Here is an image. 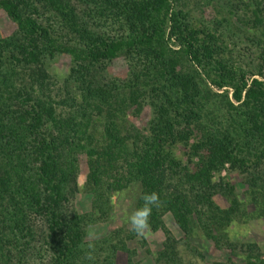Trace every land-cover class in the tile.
Wrapping results in <instances>:
<instances>
[{"label": "trees", "instance_id": "16d2710c", "mask_svg": "<svg viewBox=\"0 0 264 264\" xmlns=\"http://www.w3.org/2000/svg\"><path fill=\"white\" fill-rule=\"evenodd\" d=\"M177 1L0 0L13 24L9 34L0 30V262L25 264L38 243L48 254L31 264H115L118 249L127 264H140L130 227L98 237L96 259H84L88 226L110 213L114 192L137 184L134 209L143 194L159 195L149 219V231L164 234L157 264H184L181 246L204 259L191 245L200 235L226 252L210 264H264L256 242L230 235L233 223L248 221V203L221 174L237 171L244 195L264 209V0L239 18L247 28L263 26L260 78L214 56L215 32L228 30L227 20L194 22ZM47 53L72 61L57 99ZM118 56L123 77L107 71ZM145 106L150 116L139 128L128 114ZM79 153L93 193L84 213L70 204ZM167 212L182 237L166 227Z\"/></svg>", "mask_w": 264, "mask_h": 264}, {"label": "rangeland", "instance_id": "374dc122", "mask_svg": "<svg viewBox=\"0 0 264 264\" xmlns=\"http://www.w3.org/2000/svg\"><path fill=\"white\" fill-rule=\"evenodd\" d=\"M254 1L259 0H178L177 4L184 11L190 13L188 16L190 15L191 17H189L193 18L194 22L198 21V18L204 22L212 20L219 21L221 19L227 20L228 26L226 28L228 30L219 28L215 32L216 40L214 39L213 45L216 48V53L214 56L221 58L227 67L229 66L236 70L241 68L245 72H251L252 70L255 73L254 76L260 78L256 75L255 70H258L257 65L260 61L259 57L262 47V45L258 44L257 39L262 36L263 26L258 24L253 28H247L243 25L242 20L239 19L244 18L245 20L246 17L251 16V11L254 9ZM0 30L3 34H9L13 30V24L1 11ZM71 62V57L67 53H56L54 56H49L47 53L44 56V67L51 77L50 84L47 85L54 99L58 98V87L62 92L64 91L62 85H64V80L68 76ZM108 64L107 71L112 76L123 77L125 75L127 68L126 62L121 56L114 58ZM34 88L36 89V87ZM226 88L230 90L229 87ZM59 108H57V113H61V109ZM149 111V108L145 106L139 115L129 113L128 120L135 126L144 128L150 116ZM76 165L78 169V187L74 194L70 195V204L78 212H89L92 206L93 193L87 191L83 185L84 176L88 171L87 158L84 153L77 154ZM221 174L234 186L238 198L248 203L246 206L248 210V221H243L238 224L233 223L229 228L230 235L238 239L244 238L256 242L264 253V209H261L260 204L251 203L248 200V196L244 195L246 186L244 185L242 176L237 171L222 170ZM139 190L137 184H129L127 188L114 192L111 197L112 208L110 213L104 219H100L88 226L86 238L89 239L88 233L90 232L95 233L98 238L107 235L114 228L127 229L130 227L127 218L135 210L134 206ZM215 200L222 206L227 204L226 200L221 196H216ZM32 220L40 224V226L43 223V217L36 214L32 216ZM163 221L176 238L182 237V232L175 223L171 213H165ZM163 240L164 234L160 230L156 232L149 231L145 237L136 236L135 241L129 243V247L136 248V254H138L140 264H157L154 258L157 250L161 248ZM191 245L197 248V252L204 255V259L196 252L187 250L181 246L179 251L184 264H210L219 259H223L226 255V252L217 249L211 242L202 239L201 235L200 237L192 239ZM46 248V244L42 245L38 243L35 249L30 248L27 254L30 253L23 255L26 259L25 264H31L33 262L32 260L43 263L46 260V254H48ZM37 249L42 254V259H39L35 255L38 253ZM127 258L128 254L124 250L118 249L115 252V264H127ZM0 264H16V259H6L0 262Z\"/></svg>", "mask_w": 264, "mask_h": 264}, {"label": "clouds", "instance_id": "9594fccd", "mask_svg": "<svg viewBox=\"0 0 264 264\" xmlns=\"http://www.w3.org/2000/svg\"><path fill=\"white\" fill-rule=\"evenodd\" d=\"M143 205L136 208L127 218V222L130 225V230L138 237H145L150 230L149 219L154 207H160L159 195L156 192L145 193L142 195ZM89 239L86 242V251L84 253V259L94 261L96 259L95 241L98 239L95 233H88ZM81 248H85L82 244Z\"/></svg>", "mask_w": 264, "mask_h": 264}]
</instances>
